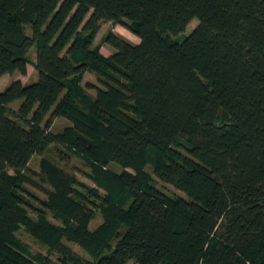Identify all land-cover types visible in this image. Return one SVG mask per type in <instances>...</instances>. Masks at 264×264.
<instances>
[{"label":"trees","instance_id":"obj_1","mask_svg":"<svg viewBox=\"0 0 264 264\" xmlns=\"http://www.w3.org/2000/svg\"><path fill=\"white\" fill-rule=\"evenodd\" d=\"M28 64L0 91V264H54L20 227L64 264H264V0H0V77ZM51 145L93 184L29 169Z\"/></svg>","mask_w":264,"mask_h":264},{"label":"rangeland","instance_id":"obj_2","mask_svg":"<svg viewBox=\"0 0 264 264\" xmlns=\"http://www.w3.org/2000/svg\"><path fill=\"white\" fill-rule=\"evenodd\" d=\"M197 23L198 21L196 19H193L188 23V25L185 27V29L182 32L178 33L175 36H172V38L176 39L177 41H182L192 31V29L197 25ZM111 29L115 33L123 36L129 42L137 43L139 41V38L135 34L127 30L123 26L113 25L111 22H103L95 38V44L99 43L101 38L106 34V32ZM100 51L104 56H109L112 53L113 49L108 44H103ZM34 53H35L34 49H31L29 51V57L33 61L35 60ZM36 78H37V72L34 70L33 65L28 64L27 73L24 76L20 75L18 72H14L12 74H4L0 78V91H2L13 80H20L22 83H28L34 81ZM86 81L96 82L95 76L91 73H86L81 82V86H83L85 92L94 95L95 93L93 89L84 87ZM14 106H16V104H14ZM67 123L68 122L64 117H56L51 126V130L59 131ZM42 157H47L51 159L55 164H57L62 169L66 170L67 172L73 173L78 178L79 181H82L90 186L93 184L92 181L86 176V173H88L89 171V167L84 163V161L81 158L70 154L62 147L59 146L55 147L51 145L42 154L33 155L28 163V168L34 171H39V162ZM113 168L116 171H120V168L118 166H113ZM146 169L151 173L153 182L156 187H158L163 192L170 195H182V192L176 189L174 186L164 183L158 178H156L155 175L152 174V170L149 167H147ZM27 189L30 193H32L37 197L34 198L27 194L31 203L35 207L40 206V199L43 198V195L35 188H32L30 186H27ZM30 213L31 215H34L32 214V212ZM96 213H97L96 217L92 219L89 224L90 229L95 228L102 221L100 213L98 211ZM46 216L47 219L50 220L51 222L55 224H60V222L54 219L50 213H48ZM16 235L21 241H23L27 245L29 251L32 254H36V253H42L44 255L47 254L49 255V257L51 258L54 264H64V262H62V260L58 257L57 254H52V253L48 254L46 246L39 243L34 237L28 234L23 227H20L17 230ZM66 244H68L72 248V250L75 251V253H77L81 257L87 259L89 258L86 252H84L77 244L71 242H66ZM126 264H136V263L130 260Z\"/></svg>","mask_w":264,"mask_h":264},{"label":"crops","instance_id":"obj_3","mask_svg":"<svg viewBox=\"0 0 264 264\" xmlns=\"http://www.w3.org/2000/svg\"><path fill=\"white\" fill-rule=\"evenodd\" d=\"M1 77H2V76H1ZM1 77H0V78H1Z\"/></svg>","mask_w":264,"mask_h":264}]
</instances>
